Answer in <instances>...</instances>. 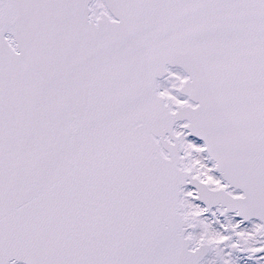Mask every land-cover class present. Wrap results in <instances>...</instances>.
<instances>
[{
	"label": "snow or ice",
	"instance_id": "6c2138e0",
	"mask_svg": "<svg viewBox=\"0 0 264 264\" xmlns=\"http://www.w3.org/2000/svg\"><path fill=\"white\" fill-rule=\"evenodd\" d=\"M0 264H264V0H0Z\"/></svg>",
	"mask_w": 264,
	"mask_h": 264
}]
</instances>
